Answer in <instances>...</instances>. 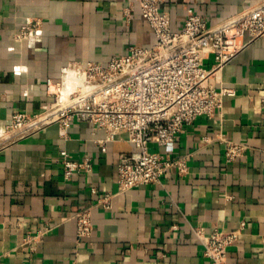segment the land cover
I'll return each instance as SVG.
<instances>
[{
	"label": "crops",
	"instance_id": "crops-1",
	"mask_svg": "<svg viewBox=\"0 0 264 264\" xmlns=\"http://www.w3.org/2000/svg\"><path fill=\"white\" fill-rule=\"evenodd\" d=\"M261 1L165 0L163 8L178 32L190 9L215 26ZM125 6L124 0H0V133L15 112L37 113L51 102L46 81L59 80L67 66L106 65L131 46L157 44L140 8L126 22ZM32 19L43 23L40 39L15 42L14 33ZM213 82L235 95L213 116L185 126L170 148L151 146L189 165L186 176L172 168L161 184L119 192V159L135 146L121 133L103 151L96 141L106 133L86 122L72 124L66 136L53 125L1 146L0 264H211L196 230L215 229L240 232L229 264H264V35ZM222 138L244 144L243 155L229 161ZM62 151L89 158L92 172L66 182ZM105 193L115 195L112 208H94L92 235L78 247L74 216Z\"/></svg>",
	"mask_w": 264,
	"mask_h": 264
},
{
	"label": "built area",
	"instance_id": "built-area-1",
	"mask_svg": "<svg viewBox=\"0 0 264 264\" xmlns=\"http://www.w3.org/2000/svg\"><path fill=\"white\" fill-rule=\"evenodd\" d=\"M123 17L130 22L137 5L157 37L150 48L131 46L128 52L113 57L108 64L90 62L69 65L59 80L46 81V94L52 99L37 113L15 112L0 133V147L57 125L63 136L74 123L86 122L103 130L106 138L96 143L106 151L107 144L124 133L134 144L130 156H121L117 168L119 192L143 185L161 184L176 168L180 176L189 173L186 158L171 159L161 152L170 148L187 125L202 116H213L233 89L216 87L222 69L249 42L264 35V0L218 25L209 26L205 17L188 10L181 31L172 30V20L163 8L165 0H124ZM43 23L32 19L13 35L17 43L37 42ZM212 62L207 68V62ZM225 156L235 161L246 146L225 138ZM66 182L75 174L91 173L89 158L74 159L60 153ZM95 195L97 192L92 189ZM113 193L100 196L95 205L77 212L76 244L81 246L93 232L95 207L112 208ZM204 256L211 264H229L228 251L240 232L215 229L210 235L196 230ZM28 241V238H26Z\"/></svg>",
	"mask_w": 264,
	"mask_h": 264
}]
</instances>
